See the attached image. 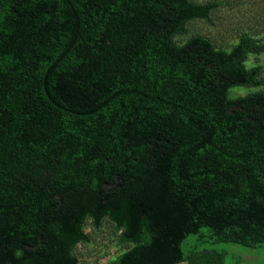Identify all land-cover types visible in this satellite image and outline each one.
<instances>
[{
  "label": "trees",
  "instance_id": "16d2710c",
  "mask_svg": "<svg viewBox=\"0 0 264 264\" xmlns=\"http://www.w3.org/2000/svg\"><path fill=\"white\" fill-rule=\"evenodd\" d=\"M217 6L0 0V264H80L104 221L107 264H225L182 251L201 228L264 246V91L229 93L264 85V36L188 37Z\"/></svg>",
  "mask_w": 264,
  "mask_h": 264
},
{
  "label": "rangeland",
  "instance_id": "374dc122",
  "mask_svg": "<svg viewBox=\"0 0 264 264\" xmlns=\"http://www.w3.org/2000/svg\"><path fill=\"white\" fill-rule=\"evenodd\" d=\"M197 3L215 1L218 6L210 15V21H192L188 24V37L203 35L210 39L214 45L224 49H230L238 40L242 32H250L258 37L264 36V0H192ZM177 38L182 43L187 38ZM248 67L261 65L264 79V56H251L247 62ZM254 90L264 91V85L256 88L234 87L230 90V96L244 95ZM89 235L88 244H78L74 254L80 264H107L116 256L119 247L115 241L112 227L104 221L99 229H93L90 225L85 227ZM184 253L192 250H215L224 254L225 264H264V246L249 248L233 243L216 242L210 238L209 231L201 228L198 233L188 235L181 243ZM178 264H186L180 262Z\"/></svg>",
  "mask_w": 264,
  "mask_h": 264
}]
</instances>
